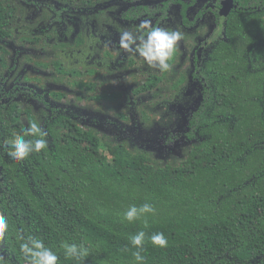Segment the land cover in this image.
Wrapping results in <instances>:
<instances>
[{
    "label": "trees",
    "instance_id": "1",
    "mask_svg": "<svg viewBox=\"0 0 264 264\" xmlns=\"http://www.w3.org/2000/svg\"><path fill=\"white\" fill-rule=\"evenodd\" d=\"M236 28L202 68V101L184 136L195 143L178 165L112 144L47 103L45 149L18 161L0 146V215L7 222L0 264H30L20 249L30 236L58 255L57 264H141L136 252L142 264H264V26ZM53 70L60 83L75 76L76 88L91 100L111 103L118 96L89 95L96 85L84 81L85 71L61 61ZM182 82L156 75L132 93L156 91L161 83L173 91ZM25 114L27 126L18 122L0 132V145L40 121L29 108ZM144 204L154 211L125 218ZM140 231L137 248L131 237ZM160 232L166 247L151 241ZM65 244L85 251L67 256Z\"/></svg>",
    "mask_w": 264,
    "mask_h": 264
},
{
    "label": "flooded vegetation",
    "instance_id": "2",
    "mask_svg": "<svg viewBox=\"0 0 264 264\" xmlns=\"http://www.w3.org/2000/svg\"><path fill=\"white\" fill-rule=\"evenodd\" d=\"M146 21L150 27L183 34L170 61V69H177L172 80L183 78L179 87H187L189 83L190 87L204 91L201 72L209 54L229 44L228 35L237 32L239 22L264 26V0H0V132L10 131V125L17 127L18 122L26 127L27 108L42 125L45 117L51 115L44 103L77 122L79 114L69 99L67 102L70 95L54 90L65 86L73 94L75 76L69 83L55 81L59 75L53 70V62L61 61L67 69L75 68L67 67L60 54L84 46L91 52L90 56L97 51L83 70L84 81L97 88L89 95L116 92L118 96L111 103L118 102L122 93L115 90L112 79L126 73L134 86L129 93L132 97L151 96L152 91H132L150 77L163 75L168 79L170 69L160 72L149 68L137 54L120 45L123 32L142 33ZM92 22L101 34L93 31ZM43 74L47 77L43 78ZM163 83L160 87L167 88ZM51 93L61 95L62 99L51 98ZM29 102L39 114L28 106Z\"/></svg>",
    "mask_w": 264,
    "mask_h": 264
},
{
    "label": "rangeland",
    "instance_id": "3",
    "mask_svg": "<svg viewBox=\"0 0 264 264\" xmlns=\"http://www.w3.org/2000/svg\"><path fill=\"white\" fill-rule=\"evenodd\" d=\"M80 24L83 27V23ZM92 24L94 30L93 27L91 30L101 34L102 32L97 30V25L94 22ZM96 47H98L97 39ZM96 52L94 51L90 56L91 52L84 46L80 50L65 52L60 56L67 67L84 70L90 65V60L95 57ZM170 72L168 79L172 80L177 69H170ZM43 75V78L47 77V74ZM128 76L126 73L118 74L112 79L115 90L122 93V97L116 103L91 100L87 97V93L80 92L77 88L73 94L68 92L65 86L56 87L54 90L64 91L70 95L67 97V102L69 99L70 103L74 104L71 107L77 112V116L79 114L76 123L81 129L102 135L112 144L124 143L130 151H144L160 164L178 165L195 143L194 140H184V136L188 132L185 130L189 129V117L197 107L199 91L192 85L190 87L188 83L187 87L183 85L174 92L160 87L152 91L151 96L132 97L129 93L134 86L127 80ZM163 92L165 95L162 94ZM82 95L79 100V96ZM28 106L39 114L32 103L29 102ZM175 135L177 137L174 140L166 141V138Z\"/></svg>",
    "mask_w": 264,
    "mask_h": 264
},
{
    "label": "clouds",
    "instance_id": "4",
    "mask_svg": "<svg viewBox=\"0 0 264 264\" xmlns=\"http://www.w3.org/2000/svg\"><path fill=\"white\" fill-rule=\"evenodd\" d=\"M142 33H133L125 31L120 38L121 47L137 54L142 58L143 62L152 69L160 72H167L170 69V61L178 47V42L183 39V34L179 31L166 30L162 27H150V22H144L142 25ZM47 133L38 121H32L25 129L23 135L13 134L10 138L3 142L2 147L8 149L7 155L13 160H24L33 153H39L46 148L47 141L44 137ZM33 139H26L25 137ZM138 211L140 213L153 212V208L149 204H144L140 209L135 206L131 207L125 218L132 221L136 218ZM7 228L6 218L0 215V233ZM145 233L140 231L131 237V243L137 248H142ZM154 245L166 247L167 240L162 232L151 237ZM67 256H78L84 253L85 249L76 244L63 245ZM21 251L29 259L30 264H57L58 255L45 246L41 239L36 237H28L27 241L21 243ZM137 262H143L144 257L140 252L134 253Z\"/></svg>",
    "mask_w": 264,
    "mask_h": 264
},
{
    "label": "water",
    "instance_id": "5",
    "mask_svg": "<svg viewBox=\"0 0 264 264\" xmlns=\"http://www.w3.org/2000/svg\"><path fill=\"white\" fill-rule=\"evenodd\" d=\"M199 98H198V103H197V107H196V109L194 110V111H196L197 109H198V107H199V105H200V102L202 101V90H201V88H199ZM193 113V112H192ZM192 113H191V115H192ZM190 115V116H191ZM188 124H189V122H188ZM185 131H189V129L187 128ZM183 132V131H182ZM188 133V132H187Z\"/></svg>",
    "mask_w": 264,
    "mask_h": 264
}]
</instances>
